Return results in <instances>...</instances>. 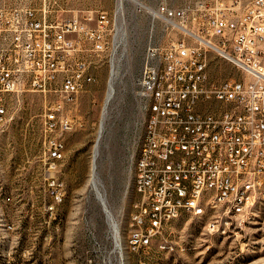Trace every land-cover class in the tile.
<instances>
[{
    "label": "built area",
    "instance_id": "obj_1",
    "mask_svg": "<svg viewBox=\"0 0 264 264\" xmlns=\"http://www.w3.org/2000/svg\"><path fill=\"white\" fill-rule=\"evenodd\" d=\"M66 11L54 14L46 3L36 8L0 2V131L13 119L12 95L54 91L71 103L93 81L89 69L94 55L109 45L115 15ZM149 13L183 36L149 47L137 80L150 138L142 137L140 189L129 233L133 251L155 242L169 249L170 223L184 212L195 215L202 202L217 210V218L207 214V228L222 234L252 221L251 213L264 203V0H189L180 6L162 1ZM215 56L238 74L212 79ZM62 108V102L50 105L44 114L49 161L65 150L54 131L75 124ZM220 218H230V225H220ZM87 264L104 263L90 258Z\"/></svg>",
    "mask_w": 264,
    "mask_h": 264
},
{
    "label": "rangeland",
    "instance_id": "obj_2",
    "mask_svg": "<svg viewBox=\"0 0 264 264\" xmlns=\"http://www.w3.org/2000/svg\"><path fill=\"white\" fill-rule=\"evenodd\" d=\"M166 1L180 6L189 0H129L123 14L117 2L61 5L46 3L54 14L65 9L107 10L115 15L109 45L94 55L88 82L75 100L65 103L54 91L26 90L9 98L12 121L0 131V264H87L90 258L104 264H264V203L251 213L249 223L227 234L207 228V214L182 213L170 223L168 238L155 247L133 251L127 237L135 189V163L145 131L146 112L138 96V76L151 46L164 47L183 36L165 20L149 13ZM41 8L42 0H0ZM67 6L69 9H66ZM119 39L112 98L106 108L98 143L97 172L106 204L120 229L123 252L115 246L103 200L91 186L95 141L110 79L114 37ZM85 51L84 56L90 57ZM117 55V56H116ZM212 79L238 74L220 56L211 61ZM63 103L61 113L74 121L68 130L54 134L65 142L61 158L49 161L44 114L50 105ZM56 180L59 186H52ZM103 204H102V202Z\"/></svg>",
    "mask_w": 264,
    "mask_h": 264
},
{
    "label": "bare ground",
    "instance_id": "obj_3",
    "mask_svg": "<svg viewBox=\"0 0 264 264\" xmlns=\"http://www.w3.org/2000/svg\"><path fill=\"white\" fill-rule=\"evenodd\" d=\"M123 5H124V3L117 2V6H116V14L117 15L122 16ZM118 45H119V39H118L117 35H115V37H114V51H113V57L111 60L110 79L108 82L107 94H106V98H105L104 106H103V116H102V120H101V127L99 126V131H98L99 133H98V137H97L98 140L95 141L94 150H93L90 183H91V186L93 187V189L95 190L97 196L100 197L103 200V202H105V204H103V202L101 201L103 206H105L104 209H106L105 211L107 212V215H108L109 223L111 225L113 237L115 240V246L123 252V243H122L121 237H120L121 236L120 229L118 227L117 221L115 220L113 214L111 213V211L109 210V208L106 204L105 192L103 189V183H102L101 178L98 175L97 164H96V161H97L96 159H97V156L99 153L98 143H99V139L101 138L102 131H103L105 112H106V108H107V106H108V104L112 98V92H113V86H114L113 76L116 72L115 71V69H116L115 65L117 63L115 60V58H116L115 54L117 53L116 50L118 49L117 47H119ZM143 138H150V121H145V131H144ZM144 148H145V141H142L140 153H139V156L136 159V163H135V173H136L135 189H136L137 193L140 189V178L138 177V173L140 171L141 164H143L142 152H144ZM135 201H137V199ZM230 213H237V206H230ZM206 214H209V218H217V210L213 209V204H210V202H202L198 206V208L195 209V215L203 216ZM134 217H135V202L133 203V210H132V213L130 216L129 231H128L129 233H130V228H132V221H133ZM220 225H230V218H220ZM209 230H211V229H209ZM213 231L222 233V229H213ZM129 233H128V237H127V244H128V247L133 250V239L131 238V236H129Z\"/></svg>",
    "mask_w": 264,
    "mask_h": 264
},
{
    "label": "crops",
    "instance_id": "obj_4",
    "mask_svg": "<svg viewBox=\"0 0 264 264\" xmlns=\"http://www.w3.org/2000/svg\"><path fill=\"white\" fill-rule=\"evenodd\" d=\"M105 0H42V3H50L55 2L59 3L61 5H88V4H100L103 3ZM67 6H64L66 9H69ZM86 8H77V9H71L74 13L80 10H84ZM89 9V8H87Z\"/></svg>",
    "mask_w": 264,
    "mask_h": 264
}]
</instances>
